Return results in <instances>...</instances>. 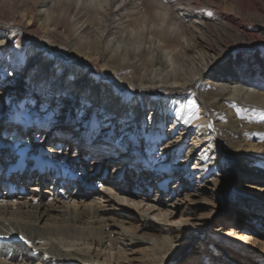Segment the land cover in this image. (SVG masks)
I'll return each mask as SVG.
<instances>
[{
  "label": "bare ground",
  "instance_id": "obj_1",
  "mask_svg": "<svg viewBox=\"0 0 264 264\" xmlns=\"http://www.w3.org/2000/svg\"><path fill=\"white\" fill-rule=\"evenodd\" d=\"M120 3L0 0V105L5 102L7 111L16 113L11 112L15 117L12 123L19 125L13 128L17 134L14 140L21 141L12 151L1 149L0 161L19 169L24 161L32 166L37 163L38 168L50 163L53 171L72 174L82 170L77 163L82 156L98 168L108 164L103 157L118 151L116 159L123 162L110 164L109 182L113 183L116 176L121 179L127 174L126 166L133 162L137 167L140 163L151 166L156 172L162 168L174 172L193 159L200 171L197 178L212 182L225 197L231 186L213 167L231 176L234 164L239 162L243 174L238 180L245 184L241 190L252 192L254 186L258 187L262 202L257 209L263 211L264 145L248 138L247 129L256 126L242 114L264 111V49L257 55L251 52L234 58L228 63L230 70L225 68L203 83L213 61L208 60L212 56L207 53L198 54L196 44L215 54L220 49L207 44V40L218 33L248 41L250 48L264 43V0H126L117 7ZM199 3L209 6L207 15ZM94 34L97 38H91L89 49L83 51L82 42ZM39 43L50 46L52 52L44 50L46 46L40 48ZM76 54L112 71L120 83L68 59V55ZM137 55L148 58L149 70L143 74L133 70L131 60ZM178 67L187 68L189 73L181 74ZM192 85L198 86L197 92L170 90ZM19 94H24L23 98ZM208 109L210 118L206 116ZM21 110L25 114L18 113ZM34 114L40 116L32 121L33 127L43 131L36 133L34 146H28L31 131L25 118ZM70 118L77 125L73 155L64 151L71 146L72 136L61 131L71 124ZM55 132L61 135V141L56 140L57 148L42 147L45 138ZM160 138L166 141L153 156ZM187 139L190 144L183 160L168 164L171 158L178 159ZM103 142H110L111 149L101 148ZM91 168L88 173L94 171ZM194 171L192 168L189 174ZM31 197L36 200L37 196ZM4 201L0 199V264H167L172 256L182 253L184 241H196L204 232V227L191 224L182 228L159 226L160 241H152L151 247L139 252L132 249L138 242L133 236L119 232L125 241L113 238L115 232L102 223L105 211L100 207L87 204L78 209L74 207L79 205L77 200H70L73 205L58 206ZM150 222L151 218H141L142 225ZM231 228L235 230L229 232L226 243L208 244L209 254L207 247H202L196 264H253L252 260L264 264V236L259 239L260 233L254 236ZM236 237L250 246L247 252L243 248L226 250L225 245L235 244ZM218 251L224 259L210 262Z\"/></svg>",
  "mask_w": 264,
  "mask_h": 264
},
{
  "label": "rangeland",
  "instance_id": "obj_2",
  "mask_svg": "<svg viewBox=\"0 0 264 264\" xmlns=\"http://www.w3.org/2000/svg\"><path fill=\"white\" fill-rule=\"evenodd\" d=\"M199 5L202 13L207 15L209 6L203 3H199ZM97 36L94 34L86 37L82 42V50L87 51L89 49V41H91V38L96 39ZM131 37L133 38L134 35ZM209 41L207 40V44L220 49L219 52L209 54L202 44H196L198 54L203 55L207 53L212 56V59L208 60L210 62L213 61L210 69L206 71L207 74L204 80H202L203 83L209 80L211 81L217 74H222L221 70L225 68L230 70L228 63L234 58H241L243 54L249 55L253 53L257 55L260 49H264V43L262 42L250 48L248 47V41L236 40L222 33L210 35ZM37 45H40V48L46 46L47 48L43 49L50 53L52 52L50 50L51 47L45 43H39ZM68 59L80 64V67L87 71L97 73L98 76L106 77V79L112 82L114 81L116 84L120 83L118 77L112 71L108 69L103 70L99 65L86 57L76 54L68 55ZM147 59L146 56L137 55L135 60H131V62L134 61L133 70L136 74H143L144 70L148 69L147 64L149 62H147ZM126 62L128 61L126 60ZM195 64H198L197 61L194 65L191 64L192 70L196 68ZM110 65L111 69H116V65ZM137 67H139L138 70H136ZM129 68L130 65H128ZM178 69L181 74H184L185 71L189 73L187 68L183 69L182 67H178ZM170 90L193 93L198 91V86L192 85L187 88L173 87ZM164 92V90L160 91L161 94H164ZM19 96L23 98L24 94H19ZM0 106V150L9 149L12 151L21 142L14 140L17 134L13 128L14 126L19 127V125L18 123H12L11 119L15 118L12 113H16L12 110L8 112L5 107V102ZM18 113L25 114L22 110ZM261 115H264V111H248L246 114H242V117L246 116L248 122L256 126L254 129H247L248 138L254 144L264 145V120H261ZM39 116V114H34L30 117L26 115V125L28 129L30 128L29 131H31L28 136V146H34V143L38 139L36 133L38 132L39 135V132L43 131V128L37 130V128L33 127L34 124L32 121ZM206 116L208 118L212 117L210 109L207 110ZM70 121H72L71 124H67L65 128L61 129L64 135L72 136L70 138L71 146L64 150L67 155L74 154L76 144L73 139V134L77 125L75 119L70 118ZM6 124H8V128L4 130ZM165 128L163 132L168 130L166 128L165 131ZM59 137L61 135H56V132L48 136V138H45V141H47L42 147L47 150L50 147L57 148V142L60 140ZM106 139L109 140L107 137ZM165 141V139L160 138L156 142V148L152 152L153 156L158 155ZM220 142L224 143L223 139H220ZM48 143L50 144L49 146ZM103 143L105 145H100L101 148L111 149L112 144L110 142ZM189 144V139H187L178 155V159H174L173 157L169 160L168 164L183 160L187 145ZM84 147L87 148V146ZM262 147L264 148V146ZM140 148L142 149L143 145ZM96 152L102 154L101 156L103 157L102 152ZM87 153L90 152L87 151ZM116 153L119 152L115 151L111 157L104 154L107 157L103 158L108 159V164L104 166L105 163H102L98 168L90 166L89 161L82 156L81 159L77 160V163L82 165V170L80 172L74 171L72 174L67 173V171L63 174L60 170L53 171V169L49 168L50 163L39 165L40 167L38 168L35 167L37 163H34L35 166H32L30 165L31 162L24 161L23 164H20L19 169L15 166L5 165L0 161V199L6 200L4 204L21 205L26 203H40L46 206L73 205L70 200H77L76 202L79 205L75 203L78 206L74 207L78 209L85 208L88 205L100 207L105 211V213H102L104 216L102 223L109 226L110 231L115 232L113 238L120 239L122 237L125 241V238L119 232L133 236L132 239L138 242H136L132 249H136L139 252L151 247L152 241H160L159 226L182 228L184 225L191 224L194 227H204L203 235L197 237L196 241H184L181 246L182 253L172 256L167 261V264H196L200 258L202 247H207L205 250L209 254L210 247L208 244H212L214 241L220 243L227 242L229 232L235 230H232V226L234 228H240V233L246 234L248 232L254 236L260 233L261 236H258L259 239L264 236V210L260 211L257 209L262 202L258 196L259 192L256 190L258 187L254 186L255 190L252 192L241 190L245 184L238 180V176H242L243 174L239 162L236 165L234 164V171L230 174L231 176L233 175L234 179L231 176L222 175L220 168L213 167L217 175L221 176L231 186L230 193L225 197L214 189L212 182L197 178L199 177L200 171L196 169L193 159L185 164V166H179L174 172H168V170L163 168L156 172L151 166L145 167L142 163L137 167L134 166V160H132L133 163L126 166L127 174L123 178L119 179L120 175H118L116 176L118 177L116 181L113 183L109 182L111 174L110 164H114L115 162L117 164L119 161L123 162V159H116L118 156ZM162 153L164 152L162 151ZM6 160H3V162H7ZM123 165L124 163H122ZM141 165L142 167H140ZM90 168L92 170L94 169V171L88 173ZM192 168H195V171L189 174ZM186 185H189L193 191H190ZM247 195L250 196L246 197ZM31 196H37L36 200H31ZM246 198L248 200L245 202L244 199ZM245 203L249 204L246 205ZM142 217L151 218V225H142ZM177 221H180V223H176ZM250 230L252 232H249ZM118 235L121 236L119 237ZM234 241L236 242L235 244H231L230 246L225 245L227 251L234 252L235 250L238 251L243 248L247 252L250 249L249 245L245 246L243 244L241 238L236 237ZM225 255L227 254L225 253ZM222 256V251H218L214 253V256L210 257V262H214L215 260L222 261L221 259H224L221 258ZM251 263L258 264V262L253 260Z\"/></svg>",
  "mask_w": 264,
  "mask_h": 264
},
{
  "label": "snow or ice",
  "instance_id": "obj_3",
  "mask_svg": "<svg viewBox=\"0 0 264 264\" xmlns=\"http://www.w3.org/2000/svg\"><path fill=\"white\" fill-rule=\"evenodd\" d=\"M125 2H126V0H121V3L119 5H117V7L122 6ZM209 15H211V13H209ZM2 43H3V41L0 40V44H2ZM260 118H261V120H264V115H261ZM176 223H180V221H177ZM21 239H23V237H21Z\"/></svg>",
  "mask_w": 264,
  "mask_h": 264
}]
</instances>
